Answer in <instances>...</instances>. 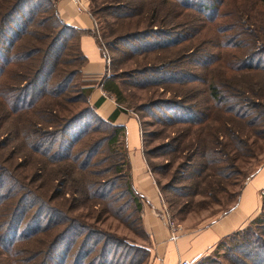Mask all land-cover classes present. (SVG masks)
<instances>
[{
  "label": "trees",
  "instance_id": "trees-1",
  "mask_svg": "<svg viewBox=\"0 0 264 264\" xmlns=\"http://www.w3.org/2000/svg\"><path fill=\"white\" fill-rule=\"evenodd\" d=\"M42 1L45 5L39 11L51 12L39 18L32 9L38 0H0V264H90L92 259L98 264L100 251L95 255L90 247L93 245L94 251L97 245L102 247L104 236L100 234L104 233L94 227L99 221L107 217L120 220L127 216L124 211H133L139 231L145 240L148 237L140 223L141 198L130 182L125 128L113 123L125 111L120 105L123 97L115 81L109 76L103 80L102 90L116 103L103 119L95 111L100 98L88 102L80 89L77 97L62 94L68 89L57 80L60 62L58 50H54L62 36L54 29L74 30L69 37L75 38L82 61L85 57L78 45L80 35L90 34L95 42L96 38L92 31L80 30L57 18L55 0L53 5ZM88 1L90 17L94 13L101 17L105 44L109 48L120 47L117 50L132 48L130 41L143 35L151 36L155 47L171 51L182 39H193L218 22L226 32L217 41L223 51L210 59L217 68V82L197 77L214 107L205 108V113L195 119V139L200 141V134L206 135L190 159L199 167L194 174L198 188L193 193L209 197L220 213L229 210L237 200L240 185L228 198L233 201L230 204L219 200L218 194L230 195L224 187L229 183L228 177L244 175L241 167L256 158L264 140V0H246L247 6L243 2L226 12L219 7L227 0H135L130 4L125 0ZM178 3L197 14L184 13L176 6ZM17 11L24 12L23 18ZM105 15L110 18L107 20ZM175 19L182 21L184 30L193 25L191 36L177 33L173 28ZM158 37L159 43L153 40ZM68 39L64 48L66 55L71 56ZM24 42L29 43L27 48H23ZM188 53L193 55L191 50ZM167 60L161 66L164 69L157 71L174 69L175 61ZM152 69L145 67L141 71ZM40 76L43 84L36 89L34 81ZM230 86L235 90L230 91ZM230 100L238 103L235 109L229 108ZM77 101L84 103L78 111L74 110ZM246 101L250 102L248 109L244 108ZM84 112L105 127L103 135L94 138L89 147L85 143L75 146L86 135L84 128L79 135L67 134L72 121ZM8 122L12 127L2 132ZM95 125H89V130L95 131ZM182 147L180 144L179 150ZM205 151H209L208 156ZM113 187L117 194L110 192ZM124 225L130 228L129 222ZM90 234L99 235V240L91 239ZM17 240L23 242L17 246ZM146 242L143 248L152 264ZM214 259L207 255L195 264H216Z\"/></svg>",
  "mask_w": 264,
  "mask_h": 264
},
{
  "label": "rangeland",
  "instance_id": "rangeland-1",
  "mask_svg": "<svg viewBox=\"0 0 264 264\" xmlns=\"http://www.w3.org/2000/svg\"><path fill=\"white\" fill-rule=\"evenodd\" d=\"M120 1L124 2V0ZM125 1L129 4L136 3L135 0ZM245 1L237 0V5L235 0H227L219 9L222 12L232 11L243 2L247 6ZM47 2L53 5V0H47ZM85 4L87 14L89 15L90 3L88 0H85ZM44 5L42 0L34 2L32 9L35 11V16L40 18L51 12L47 9L46 11H39ZM176 6L183 10L184 13L192 12L197 14L192 9L182 7L179 3ZM119 10L121 11V9ZM16 14L20 18L24 16V12L17 11ZM91 18L93 22L92 31L96 42L102 55H106L107 57V61L104 63V70L98 78L85 73L84 65L86 61H82L75 48V38L69 37L74 33V30L59 32L58 29H54V31L62 36V40L54 45V50H58V60L60 62V75L57 80L68 89L62 94L66 93L70 97H77V90L80 89L85 100L90 102V95L96 89L98 90L103 80L109 76L111 80L115 81L123 97V101L120 102L121 107L124 108L125 112L131 113L137 121L141 150L146 167L154 180L159 198L170 219L176 224L197 225L213 216L219 215L218 205L214 201L209 197L193 193L195 187H197L195 183L197 179L194 177V174L198 171L199 167L197 163H194L196 161L190 159V156L197 152V143L203 144V137L206 135L205 133H201L200 141L195 139V132L198 126L195 119L201 117L199 113H205V108L214 107L213 103L208 100L205 92L202 91V84L197 81V77L203 80L212 78L213 82H217L214 79L217 76V68L210 63V59L211 56L216 58L223 51V48L217 45V41L221 40L219 37L226 32L220 29L218 22L217 26H208V30L205 28L204 31H201L193 39H190L191 37L182 39L175 46L171 47V51L155 47V45L151 44L152 37L145 38L143 35H141V38L130 41V44L134 45L132 48L117 50L116 48L120 47L113 46V48H109L105 44L107 38L102 37L101 28L103 23L101 17L94 13ZM105 18L108 20L110 16L105 15ZM218 20L220 22L223 21L220 18ZM18 22L20 23V21ZM181 23L180 19H175L173 21V28L177 33L191 36L195 30L193 25L184 30ZM27 28L38 33L40 32V29L28 26ZM66 38H69L67 42L72 44L73 53L71 56L65 53L64 45ZM153 40H156L158 43L161 42L159 37ZM205 42H209L210 44H205ZM28 45V42H24L23 48H27ZM190 50L193 53L192 56H189L188 52ZM167 59L175 61L172 65L174 69L170 72L157 71L164 69L161 66L167 63ZM145 67L154 69L145 72L141 71ZM142 72L144 73L142 74ZM184 79H187L188 82L183 83ZM42 81L43 78L41 76L35 79L34 86L36 89L41 87ZM234 90V87L230 86V91ZM262 92H264V87L262 88ZM107 95L112 98L110 94ZM236 104L238 103H233L230 100L228 106L235 109L237 107ZM114 105L116 106L115 101ZM82 106H84V103L77 101L74 103V110L78 111L82 109ZM249 106L250 102L246 101L244 108L248 109L250 108ZM80 115L75 121H72V127L67 130V134H71L70 136L74 134L79 135L80 130L84 128L83 130H86V135H83L75 146L85 143L89 147L94 143V138L103 135L105 127L99 126L95 119H92L91 115L87 112ZM11 124V122L5 123L2 132H6L8 127L11 128ZM94 124H96L94 127L95 131H90L89 125ZM3 134L5 135V133ZM260 143L261 149L260 152L257 150L256 158L247 160L243 164V167H241L240 170L244 172V175H231L227 179L229 183L226 186L223 184L226 191L230 192V195L219 193L217 198L224 204L233 202L231 200L228 201V198L233 197L238 185H242L253 169L257 167V164L263 162L264 140ZM180 144L183 146L181 150H179ZM204 150L206 148L203 145L202 151ZM208 152L205 151V156L209 155ZM110 192L117 194V189L113 187ZM124 213L127 216H122L120 220L115 217H107L94 225L95 230L105 234H100L104 236L101 237L103 240L102 247L97 245L95 251L93 245L90 247L92 253L94 252L95 255L97 251H100L98 257L100 262L98 264L150 263V256H147L143 248V245H147V240H145L144 234L139 231L136 225L134 219L136 214L134 215L133 211L129 213L124 211ZM257 217L258 219L255 221ZM127 222H129L130 228L124 225ZM90 235L91 239L99 240V235ZM230 235L220 247L208 254L214 256L216 264H255L256 262L263 264L264 206L251 222ZM22 242V240L15 241L17 246ZM35 245L27 244L25 246L32 249L36 247ZM90 264H96L95 260L92 259Z\"/></svg>",
  "mask_w": 264,
  "mask_h": 264
},
{
  "label": "crops",
  "instance_id": "crops-1",
  "mask_svg": "<svg viewBox=\"0 0 264 264\" xmlns=\"http://www.w3.org/2000/svg\"><path fill=\"white\" fill-rule=\"evenodd\" d=\"M54 8L57 17L63 23L80 30L92 31L91 17L85 12H77L70 0H55ZM78 45L85 57V73L92 77H100L105 61L97 42L90 34L83 33L80 35ZM105 93L100 84L99 89L89 97L91 103L100 98L95 111L103 119L115 107L112 98ZM113 123L123 124L125 128L124 144L129 177L132 188L141 198L140 223L148 236L152 264H176L178 259H186L190 264H195L220 247L231 236L230 234L251 222L264 206L263 160L242 183L237 200L229 210L197 225L177 222L175 237L170 238V230L160 217L164 205L143 158L137 121L131 113L124 111L115 117Z\"/></svg>",
  "mask_w": 264,
  "mask_h": 264
},
{
  "label": "built area",
  "instance_id": "built-area-1",
  "mask_svg": "<svg viewBox=\"0 0 264 264\" xmlns=\"http://www.w3.org/2000/svg\"><path fill=\"white\" fill-rule=\"evenodd\" d=\"M70 1L73 4V7L77 12L88 13L85 0H70ZM103 58L105 59L104 61H107L106 55H103ZM160 217L164 221L168 229L170 230L169 231L170 238L173 239L175 237V234H174V232L176 231L175 229L178 227V225L173 220L170 219L164 206H162V212L160 214ZM176 264H190V262L186 259H178Z\"/></svg>",
  "mask_w": 264,
  "mask_h": 264
}]
</instances>
